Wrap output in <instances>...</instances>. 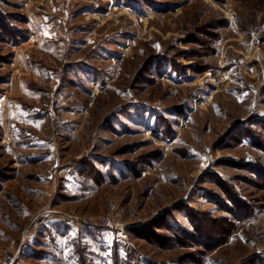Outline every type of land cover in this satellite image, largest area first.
Here are the masks:
<instances>
[{"label": "rangeland", "instance_id": "1", "mask_svg": "<svg viewBox=\"0 0 264 264\" xmlns=\"http://www.w3.org/2000/svg\"><path fill=\"white\" fill-rule=\"evenodd\" d=\"M0 12V259L23 241L15 264H264V0ZM106 217L121 231L89 225ZM163 218L197 238H142Z\"/></svg>", "mask_w": 264, "mask_h": 264}, {"label": "trees", "instance_id": "2", "mask_svg": "<svg viewBox=\"0 0 264 264\" xmlns=\"http://www.w3.org/2000/svg\"><path fill=\"white\" fill-rule=\"evenodd\" d=\"M11 17H8V16H4V14H2V12H0V33H5V36H10L11 34H14V31L13 29H11V27L9 26V22H7L8 19H10ZM167 61L169 60V56H161L159 59H157L156 61V67L153 66V64L150 67V71L154 68V71L158 74L161 75L162 73V68L166 65V60ZM150 65V64H149ZM174 70L175 67H173ZM179 70L182 72L183 70H181L179 68ZM152 72V71H151ZM154 72V73H155ZM252 138V135L250 136ZM85 166L87 167H90V170L92 169V166L89 165V163L87 162H84L83 163ZM222 188L224 186H221ZM220 187V189H221ZM238 206V209L239 211L241 212H248L250 210V208L245 204V203H242L240 202L239 204H235ZM198 214L195 212H188V219H190L192 225L194 226V232H196L197 230V223H204L205 220H201V219H198ZM203 221V222H202ZM227 221V220H226ZM162 225H158L156 226V230H154L153 228H146L145 232L143 233V237L145 240H151V239H155L154 241H158V243L162 244V245H167L168 243L171 244V238L168 237L167 235L164 236V235H161L160 233L156 232L157 230L159 231H162L163 229H168V231H170L172 233V235L174 236V239H175V242L178 243V244H182L183 246L187 245V244H190V242H194L195 239L197 237L195 233H190L182 228H179V227H174V226H171V227H167V223H166V220H164V218L162 219ZM219 223V222H217ZM227 223L230 225L231 222H228ZM173 224V223H172ZM193 240V241H192ZM189 241V242H188ZM201 243H199L200 245ZM212 247V246H211Z\"/></svg>", "mask_w": 264, "mask_h": 264}, {"label": "built area", "instance_id": "3", "mask_svg": "<svg viewBox=\"0 0 264 264\" xmlns=\"http://www.w3.org/2000/svg\"><path fill=\"white\" fill-rule=\"evenodd\" d=\"M97 224L98 226L109 230L112 232H120L123 228L122 223L113 221L112 219L106 217L99 219V223L90 222L89 225ZM24 246L23 241L19 244L17 249L13 252H6L3 254V257L0 259V264H15L18 254L20 253L22 247Z\"/></svg>", "mask_w": 264, "mask_h": 264}]
</instances>
